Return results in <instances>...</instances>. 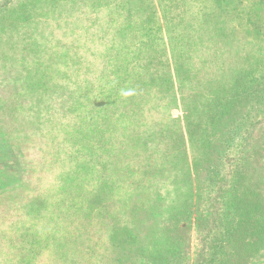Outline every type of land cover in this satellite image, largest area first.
Segmentation results:
<instances>
[{"label": "trees", "instance_id": "1", "mask_svg": "<svg viewBox=\"0 0 264 264\" xmlns=\"http://www.w3.org/2000/svg\"><path fill=\"white\" fill-rule=\"evenodd\" d=\"M89 2L79 44L100 73L59 143L75 167L56 196L11 198L16 226L60 243V264H264V0H0V44Z\"/></svg>", "mask_w": 264, "mask_h": 264}, {"label": "rangeland", "instance_id": "2", "mask_svg": "<svg viewBox=\"0 0 264 264\" xmlns=\"http://www.w3.org/2000/svg\"><path fill=\"white\" fill-rule=\"evenodd\" d=\"M19 1L12 0L11 7L19 6ZM104 4L109 9L108 1ZM61 5L57 11L46 14L45 9L44 15H36L40 21L35 24L32 20L29 32L23 30L0 44V264H21V260L60 264V243L31 244L29 235L25 238L26 220L22 227L16 226L20 215L7 205L11 198L16 206H24L42 202L50 194L56 196L61 170L75 167L68 156L60 160V135L73 131L72 114L82 110L76 106L87 91L85 81L100 73L94 66L95 57L87 60L86 49L79 44L97 8L90 2L84 6ZM24 40L30 42L27 48L23 47ZM83 55L86 59L79 60ZM168 112L183 118L180 95L178 107ZM85 117L90 119L89 114ZM54 217L58 223L60 215ZM26 218L42 239L60 236L59 223L58 231L52 233V221L38 222L28 214Z\"/></svg>", "mask_w": 264, "mask_h": 264}]
</instances>
